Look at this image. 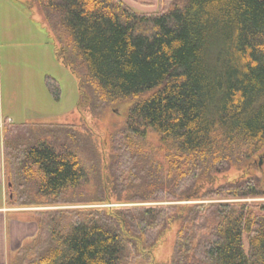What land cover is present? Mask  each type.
Segmentation results:
<instances>
[{
  "label": "trees",
  "instance_id": "16d2710c",
  "mask_svg": "<svg viewBox=\"0 0 264 264\" xmlns=\"http://www.w3.org/2000/svg\"><path fill=\"white\" fill-rule=\"evenodd\" d=\"M27 5L76 77L81 108L101 117L125 105L126 115L107 165L77 125L5 119L7 204L37 227L8 264H264V204L238 201L264 196L253 171L264 0H157L148 12L126 0ZM45 79L58 100L59 82ZM150 133L159 154L144 148ZM67 205L79 207L42 209ZM174 225L170 263H159L155 247Z\"/></svg>",
  "mask_w": 264,
  "mask_h": 264
},
{
  "label": "rangeland",
  "instance_id": "374dc122",
  "mask_svg": "<svg viewBox=\"0 0 264 264\" xmlns=\"http://www.w3.org/2000/svg\"><path fill=\"white\" fill-rule=\"evenodd\" d=\"M131 6L142 12L151 11L152 4L141 0H126ZM136 1V2H135ZM149 2V1H148ZM28 0H0V17L3 33L9 37L2 38V82L4 91V106L6 111L17 123L35 124H74L80 130L92 133L97 149L105 160L111 152V136L118 127L123 126L126 106L106 109L101 117L92 116L90 110L82 105L80 88L76 77L58 60L55 54L56 39L47 30L38 13L28 8ZM157 8V6H156ZM154 8V9H156ZM37 11V8L35 7ZM38 12V11H37ZM12 36V38H11ZM68 36L63 42H67ZM46 76H51L59 82L60 98L56 100L46 85ZM115 106V105H114ZM145 150L159 154V138L150 133L144 144ZM253 171L264 180V147L254 157ZM108 164V161L104 163ZM89 168H91L89 166ZM238 174L235 168L224 176ZM106 176V173H104ZM228 201V200H222ZM238 201L264 204V196L247 198ZM209 200L198 203H209ZM127 206L142 204H126ZM67 205L45 207L42 209L78 208ZM29 210V209H28ZM177 226H171L161 243L155 247V260L159 263H170ZM245 247L248 249L246 240ZM142 264H147L141 261Z\"/></svg>",
  "mask_w": 264,
  "mask_h": 264
},
{
  "label": "crops",
  "instance_id": "0c3cea01",
  "mask_svg": "<svg viewBox=\"0 0 264 264\" xmlns=\"http://www.w3.org/2000/svg\"><path fill=\"white\" fill-rule=\"evenodd\" d=\"M143 3L152 4L153 8L146 7L148 5L144 6L145 8L151 9V11L157 9V0H141L139 2L140 7ZM3 34H5V37H9V34L3 33L2 31L0 17V264H8L9 257L12 256L27 239L35 236L37 227L28 209L13 208L9 207L7 204L8 182L6 179L3 147L4 121L8 118L10 122H17L11 117L9 110L6 111L4 106L5 101L2 82Z\"/></svg>",
  "mask_w": 264,
  "mask_h": 264
},
{
  "label": "water",
  "instance_id": "95a60500",
  "mask_svg": "<svg viewBox=\"0 0 264 264\" xmlns=\"http://www.w3.org/2000/svg\"><path fill=\"white\" fill-rule=\"evenodd\" d=\"M9 186H11V184L9 183ZM11 197H12V195H11Z\"/></svg>",
  "mask_w": 264,
  "mask_h": 264
}]
</instances>
